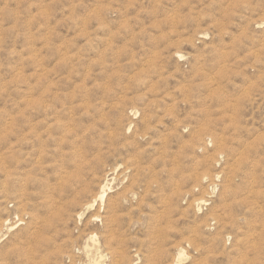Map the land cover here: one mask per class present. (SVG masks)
<instances>
[{
  "label": "rangeland",
  "instance_id": "obj_1",
  "mask_svg": "<svg viewBox=\"0 0 264 264\" xmlns=\"http://www.w3.org/2000/svg\"><path fill=\"white\" fill-rule=\"evenodd\" d=\"M0 264H264V0H0Z\"/></svg>",
  "mask_w": 264,
  "mask_h": 264
}]
</instances>
